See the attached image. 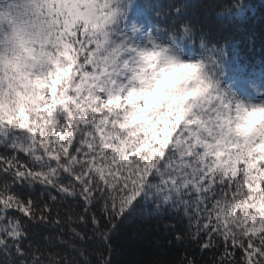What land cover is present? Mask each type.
<instances>
[{
  "label": "snow or ice",
  "instance_id": "6c2138e0",
  "mask_svg": "<svg viewBox=\"0 0 264 264\" xmlns=\"http://www.w3.org/2000/svg\"><path fill=\"white\" fill-rule=\"evenodd\" d=\"M255 18L0 0V264H264Z\"/></svg>",
  "mask_w": 264,
  "mask_h": 264
},
{
  "label": "trees",
  "instance_id": "16d2710c",
  "mask_svg": "<svg viewBox=\"0 0 264 264\" xmlns=\"http://www.w3.org/2000/svg\"><path fill=\"white\" fill-rule=\"evenodd\" d=\"M248 3L252 5V12L256 14V18L251 24L246 25L240 32L241 37L247 34L254 33L256 36V49L255 51L259 54L260 41L259 36L264 31V24H261V16H264V0H248Z\"/></svg>",
  "mask_w": 264,
  "mask_h": 264
},
{
  "label": "clouds",
  "instance_id": "9594fccd",
  "mask_svg": "<svg viewBox=\"0 0 264 264\" xmlns=\"http://www.w3.org/2000/svg\"><path fill=\"white\" fill-rule=\"evenodd\" d=\"M262 117H264V114L258 113V114H256L255 117H249L248 119H259V118H262Z\"/></svg>",
  "mask_w": 264,
  "mask_h": 264
}]
</instances>
